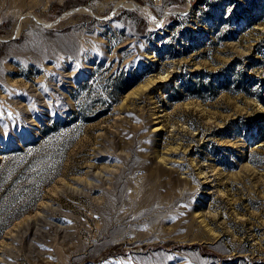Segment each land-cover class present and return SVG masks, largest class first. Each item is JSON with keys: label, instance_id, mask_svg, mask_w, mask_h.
<instances>
[{"label": "rangeland", "instance_id": "1", "mask_svg": "<svg viewBox=\"0 0 264 264\" xmlns=\"http://www.w3.org/2000/svg\"><path fill=\"white\" fill-rule=\"evenodd\" d=\"M0 264H264V0H0Z\"/></svg>", "mask_w": 264, "mask_h": 264}]
</instances>
